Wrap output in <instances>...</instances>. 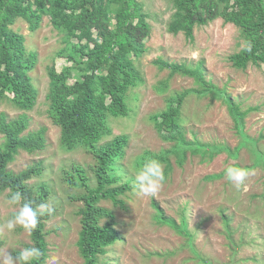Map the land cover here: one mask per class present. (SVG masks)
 I'll return each mask as SVG.
<instances>
[{"label":"rangeland","instance_id":"rangeland-1","mask_svg":"<svg viewBox=\"0 0 264 264\" xmlns=\"http://www.w3.org/2000/svg\"><path fill=\"white\" fill-rule=\"evenodd\" d=\"M139 1L151 26L145 52L135 61L142 80L126 91L128 114L109 116L111 132L100 139L104 143L118 134L127 136L124 155L115 165L119 183L128 181L130 189L120 195L124 207L111 200L100 201L113 213L119 238L98 256L97 264H206V260L210 264H264V165L256 163V154H264V67L251 63L245 68L232 65L228 56L244 44L234 24L217 17L195 25L193 36L188 39L182 31L167 30L174 9L170 0ZM10 28L24 35L26 50L35 54L29 75L37 95L29 110L19 109L3 99L0 112L8 119L25 113L29 119L27 130L44 126L46 145L34 153L19 151L8 169L17 172L37 161L42 163V173L28 183L46 184L49 193L44 203L54 213L44 226L48 247L44 264H84L76 246L80 228L76 211L81 202L71 198V194L81 190L70 187L63 180L62 171L80 164L93 184L94 158L82 146L64 149L59 126L46 114L47 67L54 63L59 69L63 64L64 59L57 56L65 45L63 33L52 26L47 15L33 31L22 18H17ZM157 58L198 67L206 80L224 89L244 112V132L249 141L243 142L221 98L192 92L198 87L193 77L170 74L169 69L154 62ZM184 90L188 91L179 105V115L185 137L225 146L227 150L212 158L209 154L187 152L181 164L170 154L171 168L162 187L154 197L143 196L135 187L137 156L171 145V141L159 136L149 116L165 109L168 99ZM230 165L242 169L248 166L246 190L238 191L224 179V169ZM218 173L217 177L207 178ZM7 197V191L0 192V255L20 251L30 243L29 235L20 227L11 232L3 227L11 212L18 210V206L6 203ZM152 201L177 222L183 216L191 237L156 222ZM223 216L229 219L233 242L227 237Z\"/></svg>","mask_w":264,"mask_h":264},{"label":"trees","instance_id":"trees-1","mask_svg":"<svg viewBox=\"0 0 264 264\" xmlns=\"http://www.w3.org/2000/svg\"><path fill=\"white\" fill-rule=\"evenodd\" d=\"M170 2L174 9L167 23L168 32L182 31L186 38L191 39L195 25L220 17L223 22L238 28L244 42L237 52L228 56L232 65L245 68L251 63L264 67V0ZM44 15L49 16L52 26L63 33L65 43L57 52V56L64 59L61 67L57 69L54 63L47 67L46 114L53 124L59 126L60 143L64 149L82 146L94 158L91 169L93 184L80 164L64 168L62 178L70 187L81 190L71 194L72 199L81 202L76 211L80 223L76 246L84 264H97L98 256L106 253L107 247L119 238L113 213L100 205V201L111 200L113 204L124 207L120 195L130 189L128 181L119 183L115 165L124 155L127 136L118 134L104 143H100V139L111 132L107 122L109 116H126L129 112L125 94L129 87L142 80L135 61L145 52V40L151 26L139 0H0V101L7 99L22 110L31 109L36 100L37 91L29 75L35 54L26 50L24 35L11 29L10 25L17 18H22L33 31ZM154 62L169 69L170 74L193 77L198 87L191 89L192 92L221 98L243 142L249 141L244 132V112L224 89L206 80L198 67L161 58ZM187 91L170 97L165 109L149 116L159 136L171 141V145L157 152L146 150L137 156L136 169L147 159H156L162 163L166 175L171 168L170 154L181 164L187 152L202 156L209 154L212 158L223 149L227 150L225 146L185 137L180 124L179 105ZM28 126L29 119L25 113L8 119L4 112H0V192L7 191L9 196V189L18 190L24 200L33 201V207H36L44 203L49 193L45 183H28L29 179L42 173L41 161L17 172L8 169V164L19 151L34 153L46 145V128L27 130ZM237 149L231 153L233 156ZM256 157V163L264 165V154L257 153ZM219 175L211 174L207 178ZM152 206L156 222L191 237L183 216L177 222L165 215L157 202L152 201ZM53 214L40 217L37 229L29 236L30 243L26 247L35 245L42 252L32 264H44L47 258L44 226ZM223 219L227 237L233 242L229 219L226 216ZM19 252L12 254L18 255ZM205 262L210 264L209 260Z\"/></svg>","mask_w":264,"mask_h":264},{"label":"clouds","instance_id":"clouds-1","mask_svg":"<svg viewBox=\"0 0 264 264\" xmlns=\"http://www.w3.org/2000/svg\"><path fill=\"white\" fill-rule=\"evenodd\" d=\"M249 176V172L236 166H227L224 169V179L230 182L238 191L246 190L245 181ZM136 191L147 197H154L165 181L163 165L159 160L147 159L135 172ZM22 201H24L22 203ZM6 203L10 206H18V210L14 212L3 227L9 232L20 227L29 236L37 229L39 218L45 215H51L53 209L41 203L33 207V201L24 200L20 191H12L9 189V196ZM42 252L35 245L24 247L18 255L11 252H4L0 255V264H32L34 260L39 259Z\"/></svg>","mask_w":264,"mask_h":264}]
</instances>
